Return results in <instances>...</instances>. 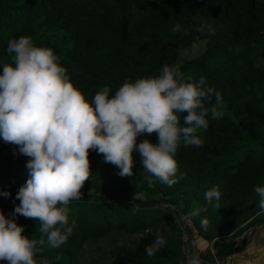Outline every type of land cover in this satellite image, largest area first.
I'll use <instances>...</instances> for the list:
<instances>
[{"label": "trees", "instance_id": "obj_1", "mask_svg": "<svg viewBox=\"0 0 264 264\" xmlns=\"http://www.w3.org/2000/svg\"><path fill=\"white\" fill-rule=\"evenodd\" d=\"M21 35L52 48L89 101L101 86L112 95L125 79L155 76L164 64H176L185 78L203 75L223 102L222 118H209L207 129L197 130L202 146L178 147L172 186L155 177L149 186L135 150L133 175L123 177L89 150L81 198L67 206L76 226L58 248L43 246L40 255L49 264H79L87 244L98 254L89 264H184L192 252L203 264H216L210 261L264 218L254 191L264 186V0H0V63L11 62L7 44ZM194 42L204 45L196 55L188 52ZM178 115L182 123L186 112ZM147 139L156 143L157 134ZM28 159L0 138V191L9 192L0 196V212L6 217L19 203L14 197L28 179ZM214 186L220 199L208 203L204 192ZM193 209L203 211L188 223L182 217ZM14 218L22 235L41 237L38 218ZM201 218L208 220L206 229ZM180 226L210 243L214 254L185 251ZM157 227L167 243L148 256L149 229Z\"/></svg>", "mask_w": 264, "mask_h": 264}, {"label": "clouds", "instance_id": "obj_2", "mask_svg": "<svg viewBox=\"0 0 264 264\" xmlns=\"http://www.w3.org/2000/svg\"><path fill=\"white\" fill-rule=\"evenodd\" d=\"M178 27V26H177ZM201 43L190 46L192 55ZM10 63H0V138L18 146L19 154L29 159L28 179L14 199L13 216L0 212V261L4 264H49L43 246L58 248L72 235L76 221L69 222L68 204L81 198V188L89 177V150L102 154L103 161L119 169V176L133 175L132 152L140 163L148 185L152 177L172 186L177 182L178 147L202 146L198 129H207L209 118H222V95L207 85L201 75L185 78L176 64H164L155 76L125 81L110 95L101 86L91 100L74 86L65 67L52 48L37 46L28 35L10 39ZM214 98V103L212 102ZM183 115V122L179 118ZM155 132L157 142L147 136ZM137 137H144L137 142ZM258 208L264 213V186H256ZM7 198L8 191H0ZM214 186L204 192L206 202L219 201ZM193 209L182 219L196 216ZM15 214L38 218L39 239L22 235L24 227ZM206 229L208 220L201 218ZM154 232L144 248L148 256L167 243L162 228ZM164 232L167 229H163ZM184 264H203L192 252Z\"/></svg>", "mask_w": 264, "mask_h": 264}, {"label": "rangeland", "instance_id": "obj_3", "mask_svg": "<svg viewBox=\"0 0 264 264\" xmlns=\"http://www.w3.org/2000/svg\"><path fill=\"white\" fill-rule=\"evenodd\" d=\"M202 47H201V51L204 48L203 43ZM200 51V52H201ZM191 54L190 48L188 51ZM182 55H186V53L182 52ZM188 223H190L189 220H187ZM185 228V227H184ZM186 229V228H185ZM180 233H179V239L182 242V248L187 251L188 248H190L191 250H196L198 252H200L201 254H206L208 255V253L214 254V249L211 247V244L208 243L207 241L199 238V236L197 235V233H195L194 231L192 232V234H190L188 231L184 232V230L182 229V227L180 226ZM249 230V229H248ZM248 230H244L242 231L240 237L237 239V244L242 243L243 241V236L248 232ZM120 241H123L124 239H126V237H119ZM245 242V240H244ZM111 244H106L105 245V250H108V247ZM98 257L97 252H95L92 248L91 245H86L85 251L83 252L81 258H79V264H89L91 257ZM217 258V257H215ZM222 260V259H221ZM224 261V260H223ZM216 264H222L221 261H215ZM95 264H99L98 262Z\"/></svg>", "mask_w": 264, "mask_h": 264}, {"label": "crops", "instance_id": "obj_4", "mask_svg": "<svg viewBox=\"0 0 264 264\" xmlns=\"http://www.w3.org/2000/svg\"><path fill=\"white\" fill-rule=\"evenodd\" d=\"M239 245V244H238ZM222 264H264V223L249 234L238 254L224 258Z\"/></svg>", "mask_w": 264, "mask_h": 264}, {"label": "water", "instance_id": "obj_5", "mask_svg": "<svg viewBox=\"0 0 264 264\" xmlns=\"http://www.w3.org/2000/svg\"><path fill=\"white\" fill-rule=\"evenodd\" d=\"M264 223V218L258 220L257 222H255L252 227L248 230V232L244 235L243 239L247 238V236L249 234H252L256 228L258 226H260L261 224ZM244 248V240L242 241V243H240L239 245H236L234 248L226 250L224 253H222L220 256H218L217 258L212 259L210 262L215 263V261H220L223 258H227L229 256L238 254L239 252H241Z\"/></svg>", "mask_w": 264, "mask_h": 264}, {"label": "built area", "instance_id": "obj_6", "mask_svg": "<svg viewBox=\"0 0 264 264\" xmlns=\"http://www.w3.org/2000/svg\"><path fill=\"white\" fill-rule=\"evenodd\" d=\"M189 256V254H187L186 258Z\"/></svg>", "mask_w": 264, "mask_h": 264}]
</instances>
